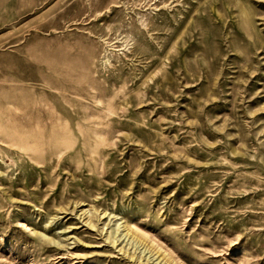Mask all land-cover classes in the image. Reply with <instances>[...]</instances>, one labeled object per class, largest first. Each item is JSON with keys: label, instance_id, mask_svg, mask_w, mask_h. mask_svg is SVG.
Wrapping results in <instances>:
<instances>
[{"label": "rangeland", "instance_id": "rangeland-1", "mask_svg": "<svg viewBox=\"0 0 264 264\" xmlns=\"http://www.w3.org/2000/svg\"><path fill=\"white\" fill-rule=\"evenodd\" d=\"M0 264H264V0H0Z\"/></svg>", "mask_w": 264, "mask_h": 264}]
</instances>
